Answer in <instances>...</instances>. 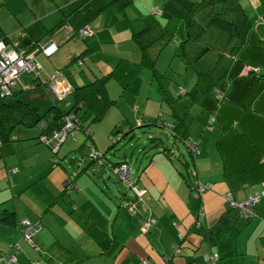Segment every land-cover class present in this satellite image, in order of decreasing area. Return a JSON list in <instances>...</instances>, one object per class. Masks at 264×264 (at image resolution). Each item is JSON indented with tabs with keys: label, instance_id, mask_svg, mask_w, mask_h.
Masks as SVG:
<instances>
[{
	"label": "crops",
	"instance_id": "crops-1",
	"mask_svg": "<svg viewBox=\"0 0 264 264\" xmlns=\"http://www.w3.org/2000/svg\"><path fill=\"white\" fill-rule=\"evenodd\" d=\"M38 1L40 6L33 21L20 24L16 30L20 32L19 37L7 36L8 42L17 44L18 50L24 51L28 59L39 63L47 72L53 71L55 63L60 64L68 81L65 78L61 81L65 89L72 91L111 73V82L121 80L117 78L119 73L125 79L135 75L131 87L128 84L124 91L137 88L139 93L129 99L123 98L124 94L116 96L110 88L111 82L108 85V95L116 105L106 117L118 107L117 99L123 98L128 115L125 121L100 129L90 124L92 116L90 112L86 113V109L80 115L79 126L82 130L89 128L92 131L98 151L106 153V149L115 145L113 130L121 123L124 126L119 138L133 127L138 128V120L148 125L156 122L160 114L166 113L171 118L166 103L159 95L152 96L154 80L151 72L140 66L141 51L132 39L133 33L146 29L153 22L135 24L139 17L132 18L126 11L128 8L112 7L91 22L92 37L74 42L68 40L70 32L65 27L51 32L86 0ZM167 1L153 2L162 4L163 8ZM240 2L253 29L217 90L225 96L224 100L200 97L195 109L190 112L192 107L186 116L188 124L202 125L200 137L190 139L197 143V153L196 157L190 158L189 170L195 167L196 180L212 184V190L196 199L181 177V169L170 158L172 151L165 147L162 152L170 150L169 157L156 153L160 156L158 161L151 160V167L139 170L137 188L147 189L148 193L146 205L138 203L134 214L127 204H123L125 198L131 199L128 203L134 202V196H126L124 191L117 189L112 194L108 172L95 180L81 173L82 159L87 157L82 152L85 149L79 150L87 140L82 133L67 139L55 155L38 142L41 129L20 126L14 130L12 142L0 146V248L7 242L18 243L21 247L18 264H143L145 260L150 264H207L204 256L217 249L209 245L205 234L227 211L224 195L231 192L237 202H243L252 193L261 191L264 185V0ZM48 37L52 38V43L45 45L58 46L51 58L43 55L37 47L32 48L34 43ZM83 51H88L89 58L80 65L76 59ZM22 79L32 85L29 76ZM43 79L39 82H44ZM145 84L148 87L146 93ZM20 87L29 98L23 101L37 108L40 114L52 108V97L43 86L26 92L23 84ZM10 103L13 102L10 100ZM45 108L48 109L45 111ZM213 113L217 121L209 124ZM163 120L173 122L172 118ZM190 128L189 124V131ZM75 153H79L80 158L74 157ZM56 161L61 164L56 165ZM151 168L161 178L162 188L153 178ZM69 177L75 179L76 186L65 192L64 183ZM147 206L152 207L151 213ZM200 208L205 213L201 219L198 217ZM256 213L257 216L250 220L238 221L241 232L234 253L229 256L219 253L220 260L216 264H264V198ZM8 215L13 216V225L2 223ZM150 217H155L158 224L143 235L140 229ZM22 219L38 221L42 226L35 238L37 251L23 240L19 225ZM175 246L181 250L178 256L174 253Z\"/></svg>",
	"mask_w": 264,
	"mask_h": 264
},
{
	"label": "trees",
	"instance_id": "trees-1",
	"mask_svg": "<svg viewBox=\"0 0 264 264\" xmlns=\"http://www.w3.org/2000/svg\"><path fill=\"white\" fill-rule=\"evenodd\" d=\"M133 4V0H86L70 16L65 17L60 25H58V27L51 33H54L63 27H68L67 30L70 32L68 35V40L77 41L79 38H90L93 36V33L90 36L82 37L79 36V31L85 28L90 29L89 25L91 22L98 19L102 13H106L110 8L118 6L120 9L126 10ZM156 11L161 12V14L156 13ZM153 14L161 17L162 21H154L146 29L138 33H133L132 39L135 41L137 47L141 51L140 66L150 71L152 79L157 81L161 100L168 106L169 115L173 119L172 123H167L162 119L163 115L160 114V117L158 116L157 122L154 123V126L160 129H169L174 139L182 141L186 146L190 158H192L193 155L196 157V153H193L187 146V142L191 141L189 138V124L187 125L185 121L186 116L190 109L195 104H197V101L200 97L206 99L213 98L214 100L218 98L217 90L222 82L226 79L227 72L232 62L237 61V56L244 47L248 35L253 29V25L245 10L242 8L240 0H200L199 2H195L194 0H168L162 9L155 8L153 10ZM70 22H72V25ZM181 22H183L185 26V37L179 41L182 52L176 56L186 60L188 58V46L191 44H201V51L196 57L197 62L203 61L211 51L216 53L217 58L212 70L207 72H198L199 78L195 80V85L192 86L190 90L185 89L184 86H180V93L177 96H172L162 82V80L165 79V75L157 71V60L156 57H152L151 52L157 47L159 48L157 55H160L168 46V44L175 40L178 27ZM0 40L5 41L6 44L10 46V48H14L18 52L24 53V51L17 49V44H10L11 42H8V37L6 35ZM205 40H208V42L202 44L205 42ZM41 42L42 41L34 43L32 48L38 47V44ZM88 56V51H83L82 54L77 57L76 61L82 65L83 60L86 61L87 58H89ZM41 68L42 69L37 79L35 81L32 79V85L25 86L23 91H33L34 89L43 86L48 94H50L49 85L51 77L55 74H61L59 72L60 69H56V73L45 72L46 79L44 80L42 77V72L44 69L42 66ZM219 70H222L223 74L220 72L219 74H216V72ZM25 75L26 74L23 76ZM29 77L32 78V76ZM42 79L44 82L40 83L39 81ZM112 79L113 73L96 79L88 85L72 89L68 97L64 99L55 100L52 98L54 100V106L45 114H40L37 108L31 107L30 104L23 101L21 98L13 105L10 103L12 98H17V96L19 98V96L22 94V89L20 87L22 85L21 80L20 83L16 85L15 88H12L11 92L7 95H2L0 86V146L12 142V134L17 127L22 126L27 129H33L37 127L41 129V134L38 136V142L48 147L51 152L56 155L57 152L55 153L52 145L48 144V141L64 127L68 114L75 115L77 119V125L73 133L79 129L87 135L86 142L79 150L84 149L87 142L88 147L90 148V150L87 151V157L84 156L82 159L83 166L81 173L86 174L89 177H94L92 179L95 180L97 178L103 177V174L108 172L110 179L111 175H113L118 178V181L125 185L127 190L123 191L127 194L126 196L133 195L132 188L122 179L121 174L116 172V167L120 168L125 166L124 169L131 173L132 179L134 170L128 162L126 154L121 158L122 161L112 162L110 160L112 158L107 157V153L110 148L105 154L100 155L96 153L94 143L90 141V139L93 140L92 131H90L89 128H84L82 130L79 126L82 120L80 115L84 109H86V113H91L92 123L99 124L106 118L108 111L116 105V102L111 100L108 95V85ZM65 80L67 81L66 78ZM204 80L207 82V86L205 85L206 87L203 86ZM183 99L185 100L182 101ZM213 114L216 116L215 113ZM211 115L210 117H212ZM215 121H217V116ZM137 125L138 128H143L146 126L143 125L141 121L137 122ZM150 125L151 124L147 126ZM72 134L70 136H72ZM123 135L124 136L122 138L118 137L119 139H114V136L112 137V141L115 140V145L121 142L128 135H131V139H133V137L136 136L134 133V127L130 131L125 132ZM149 139L152 142L158 141L152 136H150ZM160 143H162V141H159L158 144ZM165 151L166 153H162L169 157L170 150ZM112 160L120 159L114 158ZM59 163L61 164L60 161H57L56 165ZM191 164L192 162H188L186 160L182 162L183 169H181L180 174L192 191L197 177V170L195 167H191L189 170ZM76 166H78L77 163ZM137 182L138 180L136 182L133 181L134 185ZM75 186V179L73 177H69L64 183V191L67 192L68 189H71ZM143 190H146L148 193L147 189ZM263 191L264 185L261 191H256L254 193H263ZM263 198L264 195L261 197L259 203ZM130 200V198L127 200L125 198L123 204H127ZM144 204L146 205L145 197ZM258 204L254 207V210H256ZM148 208L152 212L151 208ZM23 220L29 219L20 220L19 225ZM239 220L243 219L239 217L238 212L228 206L227 211L221 215L213 228L207 231L205 234V239L208 240V243L212 248L217 249L215 252L219 251L218 253H222L226 256L232 255L234 253L236 248V239L241 232L237 225ZM14 222L15 220L13 216L10 215L6 216L2 220V223H6L7 225H13ZM30 222L35 223L38 221ZM198 223L201 226V223ZM154 226H152V228ZM175 226L177 227V224H175ZM142 233L144 232L142 231ZM180 237L181 239H184V237ZM175 248L179 250L180 254V248L178 246H175ZM142 263L144 264V261H142Z\"/></svg>",
	"mask_w": 264,
	"mask_h": 264
},
{
	"label": "rangeland",
	"instance_id": "rangeland-1",
	"mask_svg": "<svg viewBox=\"0 0 264 264\" xmlns=\"http://www.w3.org/2000/svg\"><path fill=\"white\" fill-rule=\"evenodd\" d=\"M153 1L154 0H134V4L126 10L130 12L132 18H134V16L139 17V20L134 22L135 24L138 22L147 23V22H154L157 20L162 21L161 17L153 14V10L155 8L161 9L162 4L158 5V4H155ZM194 1L199 2L200 0H194ZM39 6H40V2L38 0H0V39L3 38L5 35L11 36V37L12 36L19 37L20 32H16L18 26L25 22H32L35 11H37ZM249 16H251V14ZM54 26L55 25L53 24V28ZM65 28L67 29V27ZM184 37H185V26H184V23L181 22L179 24L175 40L169 43L168 46L164 49V51L160 55H157L158 49H159L157 47L154 48L151 52L152 57L154 58L156 57V60H157L156 62L157 71L165 75V79H163L162 82L164 83V86L168 89V91L170 92L172 96H177L180 93V86H184L185 89L190 90L191 87L195 85L194 84L196 82L195 80L199 78L198 72H207L209 70H212L214 68L216 58H217L216 53L211 51L203 61L197 62L196 57L201 51V46H202L201 44H191L190 46H188L187 48L188 58L186 60H183L181 57H177L176 55H179L182 52L179 41H181ZM51 39L52 38H47L42 42L52 43ZM86 39L87 38L85 39L79 38L77 41H83ZM207 42L208 40H205V42L202 44H205ZM45 43H43V45L41 46L42 51H43V47ZM121 46L123 47V45ZM36 49L39 51L40 47H37ZM86 67L87 66H85V68ZM56 68L60 69L59 72L61 74H60L59 79L60 81H63L64 78H66L65 75L63 74L64 68L60 64L55 63L53 66V71H52L53 73H56ZM45 72L47 71H45L44 69V71L42 72L43 76H45ZM219 72L223 74L222 70L217 71L216 74H219ZM134 77L135 75H133L132 77L128 79H125L122 73H119L117 75V78H121V80L119 82H115L113 80V82H111L110 84V88H112L113 94H115L116 96H120L124 94L123 98L129 99L132 96L139 93V90L137 88H130V89L127 88L126 91H124V89L126 88V86H128V84L131 87ZM22 80H23L22 84L24 86L31 84V83L26 82L25 79H21V81ZM206 84L207 82L206 80H204L203 86L206 87L207 86ZM158 88H159L158 83L155 80L152 96L154 97L157 94L159 95L161 99V95H160ZM144 91H145L144 93L148 91V87L146 84L144 86ZM26 95L27 94L22 93L19 96V98H12L11 99V102H13L12 104H14V102L19 101L20 98L23 100H29V98ZM123 98L117 99L119 100L118 107L113 112H111V114H109L106 117V119L100 122V124H95V126L99 127L100 129H105V128L110 127L112 124L116 122L125 121V118H127L125 116H128V115H126L127 106ZM184 100L185 99H183L182 101ZM50 101L53 104L52 105L53 107L54 102L52 99H50ZM149 103L153 104L152 101H150ZM60 104L62 105L61 102ZM48 108H45L44 110L46 111ZM193 109H195V106H193L190 112H192ZM135 112L137 113V109L135 110ZM162 115H163V119L171 120V118L166 113ZM129 116L131 117L130 122L133 123V120H132L133 116L131 114ZM139 121L140 120H138L137 122ZM185 121H186V124L188 125V119H185ZM156 122L152 121V123H149L151 124L150 126L146 125L143 128H135L134 133L136 134V136H134L133 139H131V135L126 136L121 142H119L117 145H114L112 148H110V150L107 153V157L112 158V159L114 158L121 159L126 154L128 162L130 163L131 167L134 170L132 179L135 182L139 178V175H140L139 170L145 166L151 167L154 161H158V157L160 156H157V155H162V151L165 147H169L170 150L172 151L173 154L170 155L171 159H173L172 161L175 163L177 167H179V169H183L182 162H184L185 160L190 162V156H189L188 150L186 146L183 144V142L180 140H175L170 130L160 129L154 126V123ZM92 124L93 123H91V125ZM189 124L191 126L190 131H189V138L191 140H195L199 138L200 135L202 134L201 123L192 122ZM123 126L124 124L121 123L120 125H117L114 128L113 130L114 139H116L122 134ZM78 133H82L85 136V138L87 137V135L84 132L78 129L69 138L76 136ZM150 136L155 137L158 141L152 142L149 139ZM93 139L94 140L90 139V141L95 142L96 138L93 137ZM159 141H162L165 145L163 146V145L158 144ZM84 149L85 151H82V152L87 154V151L90 150V148L88 147V142L85 144ZM96 153L100 155L105 154L104 152L98 151L97 149H96ZM156 153L158 154L156 155ZM146 154H148L149 156L146 157ZM73 156L80 158L79 153H75ZM151 160L153 162H151ZM150 172L153 178H156V182L158 183L160 188H162V180L160 177L157 176L156 170H154V168H151ZM108 184H109V189H110L109 191L112 194H114L115 189L119 191L127 190L125 185L122 182L118 181V178L113 175H111V179L108 181ZM138 185L139 183H136V187ZM18 189H21V188H18ZM224 199H225V195H224ZM0 225H1V222H0ZM140 231H142V229H140ZM151 231L152 230H150V232ZM12 244H18V243L10 244L9 242H7L1 245L2 247L0 248V256L2 257L7 256V255L9 256L12 251V246H11ZM0 264H18V263H8L7 260H4V261H0ZM34 264H41V263L34 262Z\"/></svg>",
	"mask_w": 264,
	"mask_h": 264
},
{
	"label": "built area",
	"instance_id": "built-area-1",
	"mask_svg": "<svg viewBox=\"0 0 264 264\" xmlns=\"http://www.w3.org/2000/svg\"><path fill=\"white\" fill-rule=\"evenodd\" d=\"M156 13L161 14V12L156 11ZM68 28V27H67ZM92 31L89 28H85L79 31V36L87 37L92 35ZM45 42L39 43L40 51L46 57L53 56L57 50L58 46L56 44L45 45L43 51L41 46ZM41 66L35 61L30 60L26 57L25 53H20L14 48H10L5 41L0 40V86L2 95H7L11 92L12 88H15L19 84L21 77L26 74L32 76L33 81H35L41 71ZM257 71V70H256ZM259 72V71H258ZM60 74H55L51 77L49 92L53 99L60 100L68 97L70 91L65 89L59 79ZM217 100L222 101L224 95L220 92L217 93ZM209 117V124H213L216 116L213 114ZM77 125V119L75 115L68 114L64 127L57 132L52 139L48 141V144L52 145L55 153L59 151L61 145L66 141L67 138L73 133ZM172 130V129H171ZM74 134V133H73ZM72 134V135H73ZM187 146L191 149L193 153H197V143L187 142ZM94 157V156H93ZM100 158V157H99ZM125 167V166H124ZM124 167H116V172L121 174L122 179L129 184L132 188V194L134 195V202L127 203L128 209L131 213L136 214V207L138 203L144 204V197L147 194L146 190L138 189L136 183L134 185L131 179V173L124 169ZM212 189L210 183L204 184L196 180L194 188L192 190V195L196 199H201V197ZM263 193H254L244 202H237L234 198L233 193L227 192L225 194V200L231 209L238 212L239 217L245 220H250L257 216L254 207L259 203ZM148 208V207H147ZM151 213L150 209L148 208ZM205 216L204 209L200 208L198 212V217L203 218ZM157 224V220L154 217H150L145 226L142 227V231L146 233L148 229ZM22 231L24 232V240L26 243L34 250H38V245L36 242V236L40 233L42 227L39 222L32 223L29 220H23L21 223ZM198 226L200 224L198 223ZM11 254L8 256H0V261L7 260L8 263H18V255L21 251L19 244H12ZM175 255H179V250L175 248ZM207 264H216L220 260V255L217 252L208 254L204 256ZM144 264H150L148 260L144 261Z\"/></svg>",
	"mask_w": 264,
	"mask_h": 264
},
{
	"label": "clouds",
	"instance_id": "clouds-1",
	"mask_svg": "<svg viewBox=\"0 0 264 264\" xmlns=\"http://www.w3.org/2000/svg\"><path fill=\"white\" fill-rule=\"evenodd\" d=\"M58 153V152H57Z\"/></svg>",
	"mask_w": 264,
	"mask_h": 264
}]
</instances>
